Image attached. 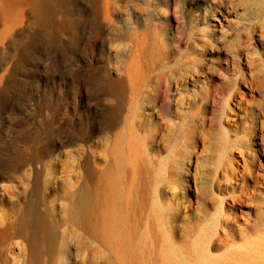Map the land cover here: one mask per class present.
Returning a JSON list of instances; mask_svg holds the SVG:
<instances>
[{
  "label": "rangeland",
  "instance_id": "rangeland-1",
  "mask_svg": "<svg viewBox=\"0 0 264 264\" xmlns=\"http://www.w3.org/2000/svg\"><path fill=\"white\" fill-rule=\"evenodd\" d=\"M254 24L264 28V0H0V264H32L35 254L46 264L61 258L64 264H115L100 228L92 232L88 213L75 215L74 194L87 206L90 170L121 155L125 195L141 196L138 163L146 180L143 211L123 213L120 264H264V133L250 142L257 171L245 172L240 150L228 154L231 175L226 166L215 175L227 189L220 192L210 181L212 202L198 196L191 158L185 186L171 182L165 190L163 202L178 208L167 224L165 214L157 215L152 190L156 182H170L173 162L183 158L178 151L188 111L162 102L153 110L131 106V88L142 72H152L161 46L171 53L169 59L162 55L165 80L203 60L204 73L184 84L182 96L201 91L210 67L218 70L210 81L223 89L235 55L242 64L264 65L260 30L250 33ZM193 39L196 52L189 48ZM224 40L228 50L220 53ZM237 41L243 55L235 53ZM241 71L245 78L251 74L247 66ZM240 90L250 92L246 84ZM173 94L179 97L169 89L168 97ZM251 96L249 102L260 100L258 93ZM143 114L146 130H139ZM236 114L230 112L231 123ZM202 151L197 145L195 152ZM227 175L231 182H224ZM243 191L253 200L241 204ZM172 226L180 230L173 234ZM63 238L71 243L65 255L59 252Z\"/></svg>",
  "mask_w": 264,
  "mask_h": 264
},
{
  "label": "bare ground",
  "instance_id": "bare-ground-1",
  "mask_svg": "<svg viewBox=\"0 0 264 264\" xmlns=\"http://www.w3.org/2000/svg\"><path fill=\"white\" fill-rule=\"evenodd\" d=\"M258 28L260 30V38L264 40V28L262 26L254 24L250 29V33L253 34ZM227 43L226 40L221 43L222 47H220V53L225 52V49L228 50ZM237 44L238 50H236L235 53L243 55L242 43L237 41ZM189 48L196 52L198 50L197 40L193 39L189 44ZM167 54L169 59L171 53L167 49L164 50L163 46H161L156 54L155 60L151 64V68H153L152 72L147 75L143 72L140 74L138 83L135 87L131 88V91L135 90V100L131 102V106L137 105L141 108L146 106L153 110L162 102L163 106H173L177 110L183 108L188 111V133L185 143L178 151L183 158L173 162L172 170L175 169V173L172 171L169 176L171 179L170 182L169 180L167 183L156 182L152 190V198L154 200L153 203L157 215L161 216L165 214L166 223L171 224L178 217V208L176 205L172 207L170 204H165L163 202V199H165V190L166 188L171 189L169 185L171 182H177L179 186L182 187L185 186L184 183L186 182L183 180V177L184 175H189L188 168L192 164L191 158H196L194 182L197 189L200 191L198 192V196L202 201L206 202H212L208 189L210 181L220 188V192L226 191L227 186L223 189L224 185L215 178V175H217L221 167L224 168L225 166V173L231 175V160L229 161L227 156L233 153L234 150H240L243 157H246L244 161L245 172L247 171L249 175H253L257 171L258 164L256 160L252 158V153H250V142L258 139L259 133H264V122L260 120L262 116L264 117V65L262 63L255 64L248 59L242 64L235 55L232 59V67L228 72V77L224 79L222 84V90H219L218 87H215L210 81V79H213L215 74L218 73L215 67H210L205 73L206 82L203 88L200 89L201 91H196L191 94V96H182V94L179 93L183 90L184 84H187L190 79L194 83L196 79H199L204 73L202 65L203 60L196 59V64L190 71H182L178 73L177 76H174L173 73H169L167 75V80H165L161 70L165 66L162 55L166 56ZM241 65H243L244 68L246 66L248 67L251 73L248 78H245L242 73ZM243 84H246L250 88L249 93L245 94L240 92ZM164 86H166V89H164ZM171 88H175L179 97H176L175 94L170 98L168 97V91ZM255 93L260 95V100L249 102L247 96H251V94ZM233 111H236L238 114H236V120L231 123L229 114ZM146 120V115L143 114L139 116V123L137 124L139 130H146ZM249 120H251V124L248 125L247 122ZM216 123L218 124L219 131L215 128ZM119 125L121 124L119 123ZM218 133L220 137L217 136ZM239 133L243 134V136L236 137ZM233 135L235 136L234 139L231 138ZM262 140L264 143V137ZM201 144L203 146V151L201 154H198V152H195V149L197 145ZM158 146L160 147V143H158ZM219 146L221 148L217 150ZM260 152L264 154V148L263 151L260 149ZM203 153H205L209 161L204 160ZM121 156L120 159L116 158L113 163H110L111 160H109L108 166L105 168H97L94 166L90 170V188L88 189L89 203L87 206L82 202L79 195L76 193L74 194L75 215L83 216L88 213L89 222L93 230L92 232L96 234L97 229L100 228L105 242H103L102 245H105L104 247L107 248L110 254L115 253V257H117L115 258V264H120L121 258L119 255L124 252L122 247H125L124 234L126 229V217L123 216V213H134L135 207L139 212L143 211L141 203L145 196L143 183L146 180L144 166H142V163H138L137 172L140 182L139 194H141V196L139 195L137 201L134 197L132 198L129 195H125L123 191V176L126 171L125 163L121 161L124 156ZM210 163L211 165H208ZM160 164L159 166H164V163L160 162ZM111 168H114V175L111 172ZM223 180L224 182H231L228 175L224 176ZM253 198L254 196H250L243 191L237 200L243 204L247 201H252ZM224 201L225 199L219 200L215 208L216 213L213 222H216V226L219 223V218L223 216L221 209L222 202ZM32 210L33 212L36 211L35 208ZM21 223H28L25 216L21 218ZM216 226H213L212 229L210 228L207 233L210 235L215 234V230H217ZM179 230V226H172L173 234ZM111 239L112 242H115V246L113 243V246H111ZM70 245L71 243L63 238L59 251L60 254H67L66 248ZM210 245L213 244L208 242L207 248H209ZM108 246L110 247L108 248ZM32 264L46 263L39 255L35 254ZM58 264H64L62 258Z\"/></svg>",
  "mask_w": 264,
  "mask_h": 264
}]
</instances>
